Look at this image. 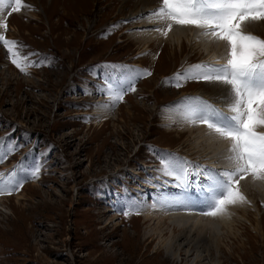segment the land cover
I'll list each match as a JSON object with an SVG mask.
<instances>
[{
  "label": "rangeland",
  "instance_id": "obj_1",
  "mask_svg": "<svg viewBox=\"0 0 264 264\" xmlns=\"http://www.w3.org/2000/svg\"><path fill=\"white\" fill-rule=\"evenodd\" d=\"M87 2L22 0L28 13L7 14V30L0 29L7 39L26 46L22 55L36 53L30 59L42 65L24 74L0 44V147L6 153L0 173L5 181L9 176L22 181L18 190L0 195V264H195L191 252L177 255V262L165 251L154 259L169 233L157 232L146 250L144 234L158 224H144L141 214L154 201L150 187L178 184L163 173L162 158L171 154L186 161L184 167L197 179L208 168L205 143H195L194 133H183L171 109L179 110L185 97H203L215 107L219 101L199 92L206 81L176 87L173 78L198 64H217L221 54L211 58L197 36L184 40L182 51L161 32V43L144 45L137 37L145 30L119 12L124 0ZM254 22L262 24L258 32L249 23L245 31L249 27L264 39V21ZM143 70L151 75L136 78ZM109 81H131L135 91L113 104ZM36 166L40 171L33 178ZM250 178L239 183L248 202L238 207L244 204L248 212L244 217L239 211L243 224L234 228L240 234L244 226L248 229L240 236L245 248H238L229 234L232 226L218 224L224 248L220 264H264V186L253 188ZM246 179L250 185L241 189ZM247 216L260 220L261 237L254 236ZM165 227H160L163 232ZM201 248L200 264H215ZM244 252L252 253L243 257Z\"/></svg>",
  "mask_w": 264,
  "mask_h": 264
},
{
  "label": "snow or ice",
  "instance_id": "obj_2",
  "mask_svg": "<svg viewBox=\"0 0 264 264\" xmlns=\"http://www.w3.org/2000/svg\"><path fill=\"white\" fill-rule=\"evenodd\" d=\"M9 7L10 15L26 5L22 0H0V11ZM149 19L165 25L163 29H155L162 35L167 36L174 26H190L202 30V36L226 45L224 63L198 64L173 78L176 87L189 80L219 82L228 86L230 116L203 97H185L179 108L185 122L204 125L210 134L229 142L226 159L232 169L222 172L202 170L211 173L209 193L205 198L207 211L202 214L211 217L225 215L229 206L248 202L239 190L241 179L251 176L254 180H264V132L258 131L264 128V39L245 31L246 24L264 21V0H160V6L149 14ZM0 29L7 30L6 20L0 21ZM0 44L22 73L28 74L29 68L42 66L41 62L30 59L36 53L22 55L21 48L26 46L7 39L2 33ZM140 75L151 73L138 71L136 78ZM129 90L135 91L131 81L126 84L109 81L107 87L113 104L123 102ZM5 155L0 147V162ZM186 164L171 154L162 158L163 173L181 183L188 179ZM39 171L36 166L31 172L32 177L38 178ZM4 175L0 173V195H10L22 187L20 179L9 176L5 181Z\"/></svg>",
  "mask_w": 264,
  "mask_h": 264
},
{
  "label": "bare ground",
  "instance_id": "obj_3",
  "mask_svg": "<svg viewBox=\"0 0 264 264\" xmlns=\"http://www.w3.org/2000/svg\"><path fill=\"white\" fill-rule=\"evenodd\" d=\"M85 1L87 2V0ZM124 1H125L124 3H121L119 12L121 13L122 11H124L123 13L125 14L122 15L132 18L136 21V23L134 24L136 28H142L145 30V32L142 35L139 34L140 36L137 37L139 42L145 45L146 42L150 40H157V42L161 43V41H163L165 38L162 39V35L159 34L160 32L156 31L155 29L158 27L163 29L165 28V25H163L158 21L149 19V14L153 12L154 9L159 7L160 0H124ZM86 4H88V2ZM125 6L129 7L127 8L128 10L126 12L124 9ZM10 12H11L10 7L0 11V21H4L5 18L7 17V14H9ZM25 12L27 11L24 8H22L17 13L24 15ZM260 25H258V23L255 22L249 23V26L254 27L257 32H258L257 29L261 27ZM248 28L247 30H249ZM201 32L202 30L190 26L189 27L174 26L173 29L169 31L168 35L165 37H167L170 40L171 39L175 40L176 43L174 45L177 46L179 45V51H182L184 47V40H189L190 38L197 36L198 39L197 38L196 39L198 41L202 40L201 44L204 47H208L211 50L209 51V54H211L210 57L213 58V56L216 55V53H220L221 56L215 58V60L217 63H224L225 61L223 57L226 52V45L223 42L214 41L208 37L202 36ZM260 32H263L264 34V28L262 29V31L260 30ZM202 38L205 39V41ZM165 57H162L160 59V62L163 63ZM206 82L207 84H205L203 86V89L199 92L206 95V97L208 96L210 98H215L221 104L225 105L226 108H228V105L231 103V101L230 102H227L228 100L223 101V99L230 97L228 86L219 82H209V81ZM171 111H173L172 113L173 117L174 116L180 117L181 120L180 125L183 128L182 129L183 133L187 132L189 133L190 136L193 135L194 133L193 139L195 140V143L198 141H202L205 143L206 147L204 146V150L203 149L202 150L205 151V153L208 150L206 153V155H208V159H207L208 160L207 163L209 164L208 167H214L219 172L232 169V165L226 159V157L229 155L228 141L218 138L215 134H210L207 130L203 128L204 125L189 124L185 122L181 118L180 111L177 109V106L175 108L172 107ZM170 119L171 117L169 116V120ZM171 121L172 120H170V122ZM194 131H196V133ZM200 147H202V145ZM250 179L249 180L246 179V181L240 184L241 189L246 188L247 190V188L250 185V183L248 184ZM252 180L254 181V183L251 184L250 186H252L253 188L259 189L258 187L261 188V186H264V180H254V179ZM190 184L191 183L186 182L185 188H180L179 184L174 182L167 184L165 183V185H162V183L159 182L158 184H155L154 187L148 186L150 187V190L153 191V194L151 195L154 196V201L148 203V205L146 206L144 205L145 207L143 209V213L141 214L142 215L141 217L143 218L144 224L146 223L150 226V224L156 222L158 224V227H151L150 230L148 229L149 230L148 232H145L144 234L145 241L143 245L147 250V246H149L154 240V238H156L155 234L157 232L158 235L169 233L166 238L164 239L162 238L163 240H161V242L159 241L160 243L156 248V250L154 251V256H152L154 259L157 258L162 251L167 252L170 255V257L173 259V261L175 260L177 255H182V254L187 255L191 252V255L192 253H194L196 256L195 264H200L201 254H199V250H200L199 247L201 246L202 247L201 251H203L205 255H209L210 256L209 259H211V256H213L212 260L215 262V264H220L221 257L219 256V252L223 251L224 248L222 245L219 244L220 241L218 240L217 237L218 235L216 234L217 231L216 228L218 224L225 225L229 229L232 226L233 231L228 230L229 234L231 233L233 235L234 240L238 242L237 244L240 243L238 248H242V247L245 248L244 247L245 244L240 239V236L246 233L248 229H246V226H244L245 227L244 231L241 232L240 234L238 233V230L235 231L234 228L235 226H241L243 224V221L239 220L238 218L240 217L239 211H241V213H243L244 214L243 216L245 217V214L246 212H248V210L244 206V204L242 208L238 207V206H242V204H237V205L229 206L227 213L225 215L216 216V217L203 216L198 211L199 210L202 211L204 208H206L205 205L207 201L205 198L209 192L204 191L203 193H200L198 189H196V191H191ZM144 186L147 187V185ZM161 189L164 190L161 191ZM182 189L184 190L183 194L181 193ZM260 190L261 189H259V191ZM195 195H200V196L199 198H196ZM17 197L21 198L20 195ZM256 203L257 201H255V205ZM170 204L174 209L171 207L168 209L169 207L168 205ZM24 208L25 205L24 206L17 205V209L22 210ZM187 210L190 211V213H187L188 212ZM14 213L16 214V212ZM97 217L99 218L100 216ZM15 219H18L17 215L14 216L13 220ZM246 220L249 223L248 225L250 227L252 226V228L254 229L253 232L254 236L261 237L262 224L260 220L257 219L256 217L250 218L248 216L246 217ZM10 222L12 223L14 221H10ZM164 225L166 226L165 228L168 229V231L166 232H163V229L160 228L162 226L164 227ZM233 250L234 248H232V251ZM232 251L228 254L230 259H232ZM252 252H250V254ZM249 255H247L246 252H244L242 256L246 257ZM239 257L242 258L241 256ZM182 262L183 261L181 260L180 263L185 264V262L184 263Z\"/></svg>",
  "mask_w": 264,
  "mask_h": 264
}]
</instances>
